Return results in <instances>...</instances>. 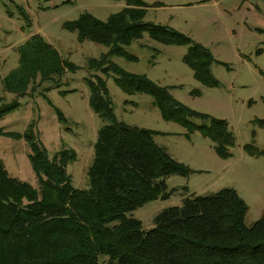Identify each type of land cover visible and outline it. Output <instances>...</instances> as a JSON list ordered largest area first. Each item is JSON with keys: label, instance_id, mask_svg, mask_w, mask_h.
<instances>
[{"label": "trees", "instance_id": "1", "mask_svg": "<svg viewBox=\"0 0 264 264\" xmlns=\"http://www.w3.org/2000/svg\"><path fill=\"white\" fill-rule=\"evenodd\" d=\"M123 1L124 6L104 20L82 13L64 23L65 29L76 32L78 41L107 47L84 66L89 106L104 122L93 143L87 186H73L66 171L76 157L73 149L50 156L32 133L13 134L30 141L37 187L11 176L0 154V264H264V212L247 226L248 206L232 187L183 198L179 205L159 211L148 230L131 215L145 202L173 192V188L167 190L166 176H186L191 169L155 141L156 135L166 132L116 118L101 74L111 75L126 94L149 95L164 120L184 126L186 138L198 130L213 142L220 158L231 156L235 135L224 119L187 107L168 87L112 60L114 56L136 60L124 47L147 32L162 44L187 45L183 60L194 77L205 85H218L210 71L214 59L207 47L172 27L144 21L150 3ZM81 68L62 58L40 35L30 36L19 48L18 65L4 78L3 89L16 97L4 102L0 96V118L20 105L18 98L30 95L42 83L60 87L65 73ZM57 113L62 119L58 109ZM193 117L201 123L192 122ZM255 121L264 127V118ZM244 149L252 156L264 155V147L253 143Z\"/></svg>", "mask_w": 264, "mask_h": 264}, {"label": "rangeland", "instance_id": "2", "mask_svg": "<svg viewBox=\"0 0 264 264\" xmlns=\"http://www.w3.org/2000/svg\"><path fill=\"white\" fill-rule=\"evenodd\" d=\"M143 1L150 3L144 21L172 27L208 48L214 59L210 71L218 85H205L194 77L183 60L187 45L162 44L147 32L124 47L136 60L121 56L112 60L129 72L145 74L156 84L168 87L170 94L187 107L224 119L235 142L229 147L231 156L220 158L213 142L198 130L186 138L184 126L164 120L149 95L126 94L111 75L101 74L116 118L166 132L156 135L155 141L191 169L186 176H166L167 190L173 188V192L166 198L145 202L131 215L148 230L159 211L179 205L183 198L232 187L248 206L244 223L249 226L264 212V155L252 156L244 149L247 143L264 147V127L255 121L264 118V0ZM123 6V0H0L2 101L16 97L3 89V81L18 65L20 46L32 35H40L62 58L82 66L75 73H65L60 87L47 81L30 95L18 98L20 105L0 118V154L11 176L38 186L29 159L30 141L13 134L32 133L50 156L65 148L73 149L76 157L66 165V171L73 186H87L93 143L104 122L89 106L84 66L107 47L90 40L78 41L76 32L65 29L64 23L82 13L104 20ZM190 120L201 123L197 117Z\"/></svg>", "mask_w": 264, "mask_h": 264}, {"label": "crops", "instance_id": "3", "mask_svg": "<svg viewBox=\"0 0 264 264\" xmlns=\"http://www.w3.org/2000/svg\"><path fill=\"white\" fill-rule=\"evenodd\" d=\"M149 10H150V7L147 8L146 13H148Z\"/></svg>", "mask_w": 264, "mask_h": 264}]
</instances>
